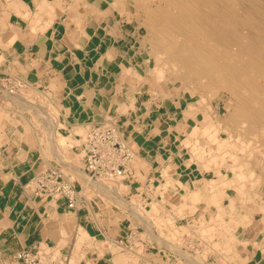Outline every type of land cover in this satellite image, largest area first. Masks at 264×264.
Here are the masks:
<instances>
[{
    "label": "crops",
    "instance_id": "0c3cea01",
    "mask_svg": "<svg viewBox=\"0 0 264 264\" xmlns=\"http://www.w3.org/2000/svg\"><path fill=\"white\" fill-rule=\"evenodd\" d=\"M38 1L30 0L32 11L27 8L28 20L23 17L27 9L21 16H13L12 12L9 15L7 11L13 7L10 0L0 1V79H17L22 83L20 93L30 87L49 93L56 115L69 132L78 126L114 123L122 139L135 152L139 164L146 167L144 170L136 166L137 171L130 165L129 174L121 180L127 187L124 196H136L144 207L157 203L160 212L173 213L176 222L175 213L182 203L181 198L177 200L176 189L187 184V177L179 173L180 165L184 166L180 159L181 147H184L180 144L186 129L177 121L169 123L173 114L168 109L161 111L164 100L157 108L150 105V101L159 102V99L154 98L151 83L145 78L146 63L137 60L141 55L136 51L142 45L139 34L118 28L110 21L111 12L106 8H99L104 18L86 8V13H81L86 28L82 30L78 22L79 9L65 0H49L53 6V21L46 25L44 17L36 23L34 13L39 11ZM99 19L103 21L98 23ZM98 24L104 34L106 30L115 39L110 41L103 33L99 34ZM34 26H37L36 31H32ZM15 29L19 30L16 38L8 40L7 34ZM56 40L63 49L54 44ZM107 41L111 42L110 47L105 45ZM19 104L17 97L0 99V264H22L17 252L35 246L56 249L52 250L55 256L67 257L70 264L72 257L77 264H188L168 246L159 244L152 224V234L149 233V221L139 219L146 226L138 223L133 227L127 209L122 212L107 207L102 192L88 183L82 158L76 165L72 159L43 156L45 142L40 141L37 129L27 122L30 114L21 111ZM71 138L72 142L78 140L75 135ZM69 149L71 153L77 152L76 147ZM55 163L80 186L86 182L82 189L85 191L84 187H88L89 196L84 193L75 209L32 195L30 179L40 164ZM164 169L168 170L170 183L179 179L173 186L169 183V187H164ZM119 211L120 218L116 216ZM153 213L156 214L155 210ZM131 232H136V236L130 240ZM110 246H118L120 250L115 251ZM252 259L255 260L250 256L249 261L253 262Z\"/></svg>",
    "mask_w": 264,
    "mask_h": 264
},
{
    "label": "bare ground",
    "instance_id": "6f19581e",
    "mask_svg": "<svg viewBox=\"0 0 264 264\" xmlns=\"http://www.w3.org/2000/svg\"><path fill=\"white\" fill-rule=\"evenodd\" d=\"M100 1L107 3V5L112 6V8L117 7L119 9L118 12L123 11L126 6H128V9H131L132 11H139L143 21L141 20L138 22H143L144 28L148 31L147 40L149 48L155 59V62L151 67V69H153L152 71H154L160 78L166 69L168 73L172 74L173 77L180 81L182 91L188 90V93L193 100L191 99V101L187 103L188 107L186 108H188L189 112L191 111L190 113L192 115L201 114L203 117V124L200 126H193V130L191 131L193 137H197L198 133H201L199 137H206L211 144L214 143L216 145V149L213 150L211 148L209 149V145H207L209 147L206 149V147H202L194 142L192 148H194L193 150L195 151L193 152L194 154L192 155V158H189V160L193 162H205L207 163V168L210 167L211 163H213L217 168L215 171H219L222 167L225 168L227 175L224 176L221 181L226 187H234L236 195L230 196L228 194V203H226L229 208H225V205L220 202L222 199H216L214 197L216 194L213 192V189L217 186V181L219 180H207L203 178L201 180L203 189L197 187V189L194 188L189 192V197L192 203L190 202L186 208L190 212H193L195 209V203L198 200L203 199L204 194L207 193L213 197V204H219L223 207L220 210L216 209L217 214L214 219L206 215L203 216L204 221H209L210 219L214 220L212 221L213 223H211L213 224L212 226L215 225V236L212 234L210 235V232L207 234L210 236L208 238H212L210 241L211 245L209 244L211 248H215L220 251L219 253H221V251L226 252L225 243L229 241L240 242L242 238L239 239L235 233H232L233 227H235L234 229H236L238 225L251 227L250 225L253 223V214H255L256 211L261 214V217L252 231L255 234V231L259 229L264 233V191L262 189L264 186V0ZM77 2H79V5H82L81 8V6L79 7L78 5L77 7L74 3L77 10L79 9V11H77V15H79L78 22L81 29H86H84L85 19H82L83 17L81 16L83 9L85 10L87 8L89 12H97L99 17H105V14L100 11L98 7L97 0H77ZM38 6L40 12L36 11L37 13L34 14V17H37L36 23H38V21L41 22L44 15L46 16L47 14L49 15L47 16L49 19H46L49 21L45 22L46 25H48L52 21V17L54 15L52 13V4L49 3V0H39ZM23 17L26 19L30 17L29 9L26 10ZM45 27L46 26L43 28ZM36 28L37 26H34L32 31ZM18 31V29H15L14 32L10 31L6 36L7 39L13 40L16 38ZM18 36L20 35L18 34ZM54 44L60 47V49H63V46L59 43V41H54ZM140 52L141 48L136 51L138 54ZM156 56H158L157 60ZM152 92L154 91L152 90ZM196 93H198V96ZM222 93L227 95V100L223 99V105L226 110L223 117L220 116L218 109L213 110L212 106L209 104L211 99L220 96ZM16 94L17 95H14L13 98L17 97V101L22 105V107L30 105V103L26 101L27 99L25 100L23 95H19V93ZM50 116H53L54 118V115L51 114ZM53 118H50L51 121ZM49 120L47 119L48 122ZM43 121L45 120L43 119ZM55 121L57 122V129L55 130V134H53L54 136L50 134V131L48 132L49 135L46 137L45 146L47 148L46 152L48 151L50 152V155L59 157L62 154L65 155L66 151H68V148L66 149L65 146V140L68 135L65 126H63L60 121H57V119ZM83 129L84 127H77L75 128V131H73V134H75V132L82 134ZM50 130L52 131L53 128L51 127ZM220 131L224 132L225 137L219 136ZM197 158H200L201 160H197ZM163 172H165L163 174L165 176L163 177H166L164 182L167 184L170 183V179H167L168 170L166 169ZM83 177H85V175ZM234 178H236L239 182H236ZM106 180L110 182L109 179L102 178L101 181L103 182H101V184L103 183L102 185H106V187L110 186L115 189L119 199L118 201H122V195L120 194L122 187L120 184L118 182L114 184L113 182V185H109L110 183L107 184L108 182ZM85 183H83V186H86L84 185ZM101 184L99 186L102 187ZM249 184L251 187L249 189L251 190L259 186L256 193L259 194L262 200L259 201L256 207H249L250 203L247 201L250 192L247 188ZM189 187H191L190 184ZM85 196H87V194ZM122 203L124 202L122 201ZM123 206H126V204ZM186 209L181 207L178 208L180 212L177 214L185 215ZM140 211L143 213L142 210ZM149 213L152 212L149 211ZM133 214H135V212ZM224 215H227L228 217L231 215V217H233L232 224L228 225L225 222ZM137 217H140L139 219H141L143 216ZM159 218L161 217L159 216ZM165 218V222L170 221L169 217L167 218L165 216ZM150 226L151 224L148 226L149 233L151 232ZM199 226L202 228L201 224ZM160 232L162 234L165 233L163 229H161ZM198 233L200 232L198 231ZM160 236L157 238L158 241L164 246L167 245L168 243L164 240V237L162 239V236ZM156 237L157 236H155V238ZM222 243H224V246H221ZM245 250L248 251V249ZM259 250L262 254L264 253L263 246H260ZM55 251L57 250L55 249ZM234 253L232 254L233 257L239 260L240 258H237ZM247 253L248 252H245V255ZM72 261H75V259H72Z\"/></svg>",
    "mask_w": 264,
    "mask_h": 264
},
{
    "label": "rangeland",
    "instance_id": "374dc122",
    "mask_svg": "<svg viewBox=\"0 0 264 264\" xmlns=\"http://www.w3.org/2000/svg\"><path fill=\"white\" fill-rule=\"evenodd\" d=\"M62 1H64V0H62ZM82 1H84V0H82ZM89 1H91V0H89ZM34 2H35V0H34ZM97 2H98L99 8H101V9L106 8L108 12H111L110 13V17H111L110 21L112 23L115 22L117 24L118 28H122L126 31L129 30V32L135 31L136 34L140 33L139 34V36H140L139 41L142 42V45H140V48H141L140 55L141 56H139V58H137V60H140V61H143L144 63H146V71H147L146 74L147 75L145 78H147V80H149V82L151 83L150 86H152V87H150V89L153 88L152 90L154 91L153 92L154 98L159 99V102H155L154 100L150 101V105L152 108H154V107L157 108L158 105H160V103L162 104V101L164 100V103L162 104L163 108H161V111L162 110L166 111L165 109H168V110H171L172 114H173L172 115L173 120H171L169 123L172 125L175 121H177L180 124V126L182 125L183 128L186 129V131H183L184 140L181 142V144L179 143L180 146L183 145V147H184L183 149L181 147L182 151L180 152V159H181L182 164L184 166L180 165L179 169H182V170H179V173L182 175V177H187V184L183 185V186H182V184L179 185L181 187V190H179L180 187L176 189V193H177L176 197H178L177 200L179 198L182 199V203L180 204V206H178V208L181 207V208L186 209L188 207V205L190 204V202L192 203V201L189 197V192L192 191L194 188L197 189V187L203 189L202 188L203 184L201 183V180L203 178L207 179V180H216V179L219 180V181H217V183H218L217 186L213 189V192L216 194V196H214V197L216 199L217 198L222 199V201L220 200V202L223 205H225L224 206L225 208H227V207L229 208V206L227 205V203H228L227 196H228V194L230 196L236 195V190L232 186L226 187L225 184L221 181L224 178V176L227 175V171L225 170V168L222 167V168H220L219 171H215L217 168L213 163H211L210 167L207 168L206 167L207 163H205V162H193V161L189 160V158H192V155L194 154L193 152L195 151V150H193L194 148H192L194 142L199 144L202 147L203 146L206 147V149L210 146L209 149L211 148L213 150L216 149V145L214 143L211 144V142L206 137H202V136L199 137L201 133H198L197 137H193V134L191 133V131L193 130V126L194 125L200 126L201 124H203V122H202L203 117L201 116V114L192 115L190 113L191 111L189 112L188 108H186V107H188L187 103L189 101H191V99H192V97H190V94L188 93V90L182 91L181 90L182 85H181L180 81L177 80L175 77H173L172 74L168 73L166 69L164 70L163 75L160 78L157 76V74L154 71H152L153 69H151V67L154 64L155 59L152 55V51L149 48V43L147 40L148 31H147V29L144 28L143 22L139 23L141 20L143 21V19L141 18L140 14H139V11H132L131 9H128V6H126L123 11L120 10L121 12H118L119 9L117 7L112 8V6H108L107 3H104L100 0H97ZM10 3H11V6H13V8L10 7L8 9L7 12L9 13V15H11V12H12L13 16H21V13L23 11H25L27 8L31 9L30 12L32 11V8H31L32 5H31L30 0H13V1L10 0ZM65 3H75L77 5V7L79 5V2H77V0H65ZM14 5H16V7ZM80 6L82 8L81 4L79 5V7ZM116 9H117V11H116ZM83 11H84V9H83ZM17 13H18V15H17ZM82 13H86V9ZM52 15H51V17H52ZM47 16H49V15H47V14H46V16L44 15L45 20L49 21V20H47V19H49ZM78 17H79V15H78ZM52 21H53V19H52ZM102 21L103 20L99 19L98 23H101ZM27 22H29V21H27ZM98 27H99V34L102 35L103 28L101 27V24H98ZM105 33L106 34L103 33V35L107 40L111 39L110 41H112L115 39L113 37V35L111 33H107L106 30H105ZM99 42H100V40H99ZM110 44H111V42L108 43V41H107V43L105 45H107L109 47ZM146 59H147V62H146ZM157 59H158V56H156V60ZM150 71H152V72H150ZM168 76H169V78H168ZM50 87L52 89H55V86H53V85H51ZM27 92H21L20 93V90L16 92V93H19V95H23V97H25V100L27 99L26 101L30 103V105H27V106L25 105L23 107L21 104H19V107H20L19 109L21 111H25L27 114H30L27 118L28 121L27 120L26 121L29 123L30 122L32 123L33 128L35 130L37 129L36 131L35 130L34 131L37 132V134L39 135L40 141H44L46 144L45 140H46V137L49 135L48 132L50 131V134L53 135V134H55V130L57 129L56 128L57 122L55 120L57 119V121H60L62 123V125H63V121L61 118H58L59 115H56L52 100H51V98H49L50 97L49 93H43L41 90L35 91V89H33L32 87H30L27 90ZM16 95L17 94H15V96ZM196 95L198 96V93H196ZM41 97H43L44 99ZM223 99L227 100V95L224 93L220 94V96L214 97L213 99H211L209 101L210 102L209 104L212 106L213 110H215V109L219 110V114L221 117H223L225 112H226L225 107L223 105V102H224ZM39 103H42V104H39ZM37 105L41 106V107H38ZM45 105H47V106H45ZM51 114L54 115V118H53V116H50ZM45 117L48 120L50 118H53V120L51 121V119H50L48 122ZM165 117H168L167 114L165 115ZM43 119L45 121H43ZM53 125L55 126V129H54ZM48 127H50V128L52 127L53 130L51 131L50 129H48ZM78 127H80V128L84 127L85 130L83 129L82 134L76 133V132H75V134H73L74 130L72 132H69L68 129H66V127H65V129L67 130V135H68L66 137V140H65V146H66V149L68 148L67 149L68 151H66L65 155L62 154L63 155L62 156L60 154L61 156H59V158L63 157V159H72L73 158L71 161L75 160L74 163L76 165H79L78 164L79 159L82 158L81 143L83 141L84 135H85L87 129L89 128V126H87V127L86 126H78ZM219 134H220L219 135L220 137H225L224 132L220 131ZM72 135L77 136L78 140L75 142H72L70 140ZM39 139H36L37 143H38ZM166 139H167V142H169V137H166ZM67 143H69V144H67ZM207 145H209V146H207ZM70 146L72 148L76 147L77 152L71 153L70 151L72 149H69ZM46 149H47L46 146H44L42 148L43 156H46L47 158H51L52 155H50V152H48V151H47L48 152L47 153ZM74 156H75V158H74ZM56 157L58 158V156H56ZM51 159H54V158H51ZM197 160H201V159L197 158ZM130 164L133 167L139 166V168L141 167L144 170H146L145 164H141V163L139 164V161L136 157H134V160ZM51 166L52 167L53 166L59 167L60 165H59V163H55V164H52L50 166L40 164V166L37 169V173L40 171H43L46 168L51 167ZM135 169L138 171L137 167ZM164 170H166V169H164ZM164 173L165 172H163V174ZM190 178H192V179H190ZM234 179L236 182H239L236 178H234ZM109 180H110V182H108V180H106L108 182L107 184L110 183L109 185H113V182H114V184H116L118 182L120 184V186L122 187L120 194L122 195L121 200L124 203H122V201H118L119 199H118V196L115 192V189H113L110 186L106 187V185H102L103 183L101 184V182H103V181H101V179H99V180H97L99 183L97 181H96L97 183L93 182V187L95 189L102 190V191H100V190L99 191L102 192V198L105 201V203L107 204V207H114L116 209H120L121 211L127 209L128 212L126 214L130 218L131 225L133 224V227L138 225V223H139V225H142V223H140V221L138 220L140 217H137V216H143L142 218L144 219V221L149 219L147 221H149L150 224H152L155 236H157V238H158V236H160V234H161L162 239L164 237V240L167 241V243H168L166 246H168L172 251H175V253L179 254L178 256L181 257L182 259L183 258H184V260L186 259L188 264H199V263L200 264H264V255H263L264 253L262 254V252H260V250H259L260 246L264 247V233L261 232L259 229H257L255 231V234L252 231V229L255 228V226L258 223V220L261 217V214L259 212L256 211V213L253 214V218H252L253 223L250 225L252 228L251 227H243L242 225H238L236 229H234L235 227H233L232 233H235L239 239L240 238H242V239L240 240V242L229 241V242L225 243L227 253L222 252V251H221V253H219L220 251L216 250L215 248L214 249L211 248V246H210L211 242L210 241L212 238H208L210 236L207 235L208 232H210V235L212 234L215 236V225L212 226L213 225L212 221H214V220L210 219L209 221H204L203 216L206 215V216L212 217L214 219L216 217L215 215L217 214L216 209L220 210L223 207L219 204L218 205L213 204L212 203L213 197H211V195H208L209 193L204 194L203 199H200L195 203V209L193 212H190L189 210L186 209L187 211H185V215L184 214L182 215V214H177L178 212H180L177 209L176 213H175V215L176 214L178 215V216L176 215L177 221L174 222L175 219L172 218L173 213L169 214L171 212H164V211L160 212L161 207L158 208L157 203L156 204L151 203V204H149L150 206L144 207L143 205L140 204V200L136 196L131 195L129 198H126L124 195L127 194V187L122 184L121 179L115 178V179H112V181H111V179H109ZM195 180H197V181H195ZM177 181H179L178 178H176V180L173 183H171V184L168 183V184H169V186H173V184L177 183ZM191 181H193V182H191ZM100 184L102 185V187L99 186ZM168 184L165 183L164 187H169ZM189 184L191 187H189ZM107 188H109V189H107ZM247 188L248 189L251 188L250 184L248 185ZM258 189H259V186L255 189H252V190L249 189V191H250L249 192V198L247 200L250 203L249 207H256V205L259 203V201L262 200L261 197L259 196V194L256 193L258 191ZM262 189L264 191V186ZM88 190H89L88 187H86L85 188V194H87V195L89 194ZM103 190H105V191H103ZM180 194H182V195H180ZM113 199H115V200H113ZM116 199H117V201H116ZM241 199H242V197H241ZM124 204H126V206H123ZM129 204H131V205H129ZM140 208H142V209H140ZM140 210H142L143 213ZM147 210L151 211L152 213H149V211H147ZM154 210H155L156 214L153 213ZM134 212H135V214H133ZM136 212H137V214H136ZM119 214L121 215L120 211L117 212L116 216L120 218ZM141 214H143V215H141ZM155 215H156V217H155ZM157 215H158V217H157ZM144 216H145V218H144ZM159 216L161 218H159ZM165 216L167 218L169 217L170 221L165 222L164 221V219H166ZM154 217L156 218V220ZM142 218H141V221H143ZM224 219L228 225L232 224V222H233V217H231V215H230V217H228L227 215H224ZM168 222H170V223H168ZM207 223H210V224H207ZM200 224L202 225V228H201V226H199ZM175 225H177V226H175ZM143 226H144V223H143ZM189 226L190 227L192 226V227L190 228ZM161 229H163V231H165L164 234H162L160 232ZM183 229H185V230H183ZM233 230H234V232H233ZM198 231L200 233H198ZM90 243L91 242L87 243V246H89ZM159 244H161V243L159 242ZM221 246H224V243H222ZM110 247H113V249L115 251L120 250V247H118V246H110ZM256 247H258V248H256ZM175 248H178V249H175ZM244 248L248 249V251L245 250ZM52 250L53 249H50V251H52ZM245 252H248V253L245 255ZM233 253L236 255L237 258L239 257L240 259L238 260V259L234 258L232 255ZM243 255H245V256H243ZM250 256H251V258H255V260L252 259L253 262L249 261ZM72 258H71V264H76L78 261H72ZM181 258H179V259H181ZM58 261H60V260L58 259ZM198 261H199V263H198ZM43 263H46L45 259L43 260Z\"/></svg>",
    "mask_w": 264,
    "mask_h": 264
},
{
    "label": "built area",
    "instance_id": "2783aa9c",
    "mask_svg": "<svg viewBox=\"0 0 264 264\" xmlns=\"http://www.w3.org/2000/svg\"><path fill=\"white\" fill-rule=\"evenodd\" d=\"M22 87L17 79H0V99L13 97ZM82 169L88 183L99 179H124L135 152L120 135L112 122H100L90 125L81 143ZM32 195L41 200L61 202L68 209H75L83 200L85 191L74 178H68L59 167H48L36 173L29 183ZM136 232L129 235L135 238ZM22 264H70L69 259H59L50 250L37 246L23 248L16 254ZM45 259L46 263H43ZM49 259V260H47Z\"/></svg>",
    "mask_w": 264,
    "mask_h": 264
}]
</instances>
